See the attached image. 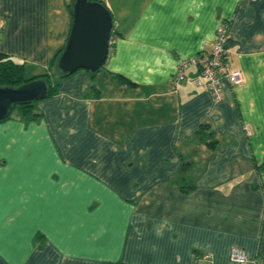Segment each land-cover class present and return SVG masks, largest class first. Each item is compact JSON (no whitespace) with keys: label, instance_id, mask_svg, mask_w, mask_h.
<instances>
[{"label":"crops","instance_id":"obj_1","mask_svg":"<svg viewBox=\"0 0 264 264\" xmlns=\"http://www.w3.org/2000/svg\"><path fill=\"white\" fill-rule=\"evenodd\" d=\"M104 1L95 88L77 70L37 120L0 121V264H231L233 247L264 260V0ZM69 3L0 0V52L58 74ZM222 21L242 82L214 100L191 66L173 85ZM203 123L213 147L196 141Z\"/></svg>","mask_w":264,"mask_h":264},{"label":"water","instance_id":"obj_2","mask_svg":"<svg viewBox=\"0 0 264 264\" xmlns=\"http://www.w3.org/2000/svg\"><path fill=\"white\" fill-rule=\"evenodd\" d=\"M71 9L70 29L57 57L56 69L65 75L79 69L97 74L109 56L112 14L96 0H73ZM46 94L47 84L42 79L17 87H0V120L6 118L15 105L41 100Z\"/></svg>","mask_w":264,"mask_h":264},{"label":"built area","instance_id":"obj_3","mask_svg":"<svg viewBox=\"0 0 264 264\" xmlns=\"http://www.w3.org/2000/svg\"><path fill=\"white\" fill-rule=\"evenodd\" d=\"M228 38L229 22L222 21L216 28L214 38L210 42L207 52L198 54L193 58L180 60L171 83L176 85L185 78L186 70L191 66H195L197 68L195 83L208 91L214 100L222 99L224 80L231 85L240 84L243 80L240 70L230 69L228 66ZM207 257V255L204 256V258ZM229 258L231 264H264V260L255 257L250 258L243 249L238 247H233L230 250Z\"/></svg>","mask_w":264,"mask_h":264},{"label":"trees","instance_id":"obj_4","mask_svg":"<svg viewBox=\"0 0 264 264\" xmlns=\"http://www.w3.org/2000/svg\"><path fill=\"white\" fill-rule=\"evenodd\" d=\"M96 1L102 3L103 5H105L108 8V6L106 5L104 0H96ZM72 2H73V0H70V3H69L70 12H71V19H72V9H71ZM230 44H231V37L229 35V38L227 40V48L228 49H229ZM63 46H64V44L57 50V52L55 53V55L52 59V62H51L52 67H54L56 72H58L57 77H55L54 72H43V73H40L37 75L27 76L26 75V66L23 62H20L19 60H16V59L12 58L11 56L0 52V87H4V86L17 87V86H19L25 82H28L30 80H33V79H42L47 84V94L43 99H46L48 97L53 96L57 91V87L59 85L60 79L64 78L65 76H68V75H65V74L59 72L56 69V60H57V57L60 54ZM206 52H207V49L200 51L199 54L206 53ZM88 75H89L90 87L95 88L93 86V83H91V82L95 78L96 74L92 75V74L88 73ZM115 76L123 83L132 84V82L130 80H128L127 78H125L121 75L117 74ZM43 99H41V100H43ZM39 101L40 100L30 101L27 103L15 105L6 118H9L14 113V111H16L18 116L26 122H32L34 120H37L41 115L40 111L37 109V103ZM4 119H2V120H4ZM194 136H195L196 141L198 143H205L207 146H210V147H213L214 144L217 142V140L215 139L213 131L209 128L208 123L201 124L199 126V128L197 130H195ZM187 163L189 164V162H187ZM187 163H184L182 165V169H181L182 171L186 169L185 167L187 166L186 165ZM183 179L184 178H181L179 181H182ZM181 188L184 191H187L185 189V186H181ZM190 188H192V186H188L187 189H190Z\"/></svg>","mask_w":264,"mask_h":264},{"label":"rangeland","instance_id":"obj_5","mask_svg":"<svg viewBox=\"0 0 264 264\" xmlns=\"http://www.w3.org/2000/svg\"><path fill=\"white\" fill-rule=\"evenodd\" d=\"M79 70H82V69H79ZM27 73H28V72H27ZM27 73H26V75H28ZM98 74H99L100 77L103 76L102 71H101V73H98ZM57 75H58V74L56 73V74H55V77H57ZM14 113H16V111H14ZM14 113H13V114H14Z\"/></svg>","mask_w":264,"mask_h":264}]
</instances>
